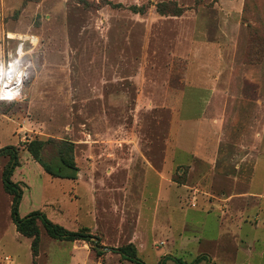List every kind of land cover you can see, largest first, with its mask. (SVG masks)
I'll list each match as a JSON object with an SVG mask.
<instances>
[{
	"label": "rangeland",
	"instance_id": "1",
	"mask_svg": "<svg viewBox=\"0 0 264 264\" xmlns=\"http://www.w3.org/2000/svg\"><path fill=\"white\" fill-rule=\"evenodd\" d=\"M84 1L0 0V65L17 59L19 38L36 39L21 92L0 96L19 216L38 211L71 231L99 220L101 251L132 242L146 264H264V0ZM34 139L74 143L77 179L46 173L27 151ZM43 156L56 160L58 146ZM9 161L0 264H33L3 187ZM38 224L36 264L77 252L79 264H132Z\"/></svg>",
	"mask_w": 264,
	"mask_h": 264
},
{
	"label": "trees",
	"instance_id": "2",
	"mask_svg": "<svg viewBox=\"0 0 264 264\" xmlns=\"http://www.w3.org/2000/svg\"><path fill=\"white\" fill-rule=\"evenodd\" d=\"M84 3L86 1L82 0ZM104 5H109L112 8H124L122 4H113L112 2H104ZM129 10L134 13H143V7L138 6H130ZM161 13L163 10H160ZM0 96L4 99H10L5 97L3 93ZM53 144L54 146H58V158L52 161H46L43 156L44 149ZM27 151L32 156L33 160L41 165L46 173L55 178L61 179H77L79 169L75 162L74 152H75V144L70 141H57V140H39L34 139L27 144ZM9 156L10 161L7 167L3 172V187L7 194L13 197L12 202V217L16 226L17 232L28 239L31 240V251L33 256V264H36L35 259L39 255V246H40V227L38 222H40L44 227L46 232L56 239L66 240V241H86L91 244L92 248H97L96 252L98 256L104 254L101 251V247L98 242L94 241L95 236L90 233V228L81 227L77 231L67 230L64 227L53 224L40 212L34 211L27 216L21 218L18 214V206L21 199V189L18 183L12 181V175L16 167L19 166V158H18V150L15 146H6L0 149V157ZM106 247H103V249ZM112 251L119 254L122 260H128L132 264H146L143 260L138 257V251L136 246L133 243H129L127 245L112 248ZM170 259L174 260L179 264H185L181 260L174 258L172 256H168ZM203 259V256L200 257ZM162 264H165V260H163Z\"/></svg>",
	"mask_w": 264,
	"mask_h": 264
},
{
	"label": "built area",
	"instance_id": "3",
	"mask_svg": "<svg viewBox=\"0 0 264 264\" xmlns=\"http://www.w3.org/2000/svg\"><path fill=\"white\" fill-rule=\"evenodd\" d=\"M8 37H9V39L11 38L10 35H8ZM18 40H19V46H18V49L15 52V55H16L17 59L15 61H10V62L8 61L7 62V66H5L6 67L5 73L1 74L2 78H4V81L8 80V78H10V77H14L15 78V80L12 81L13 82V87H12L13 95L10 96L11 97L10 99H15V97L17 96V95H15V91L17 89L21 90V88H18V87H15V86H16L17 83L20 82L19 79L21 80V78H23L22 77V73H23V76H24V69L21 68L20 61H21L22 56L24 54L25 43H26V41H29L30 44H34V42L36 41L35 37H33V36L27 37L25 40H23V38H19ZM10 58H12V55H10ZM13 69H15L14 75L12 73ZM18 71H20V72L18 73Z\"/></svg>",
	"mask_w": 264,
	"mask_h": 264
},
{
	"label": "bare ground",
	"instance_id": "4",
	"mask_svg": "<svg viewBox=\"0 0 264 264\" xmlns=\"http://www.w3.org/2000/svg\"><path fill=\"white\" fill-rule=\"evenodd\" d=\"M15 64V63H14ZM5 70H6V67H4V70H3V73H5ZM14 72H15V69H13L12 70V73H13V75H14ZM20 71H18V73H19ZM2 73V74H3ZM12 75V76H13ZM17 77V76H16ZM21 77V76H20ZM23 77V76H22ZM13 80H15V78L14 77H10V78H8V80H6V81H4V78H2V88H4V89H2L1 90V92L0 93H3L4 95H5V97H7V98H11L10 96H12L13 95V93H12V87H13ZM19 83H17L16 84V86L15 87H18V88H22V84L21 83H23V78H21V80L19 79ZM21 86V87H20ZM21 92V90H19V89H17L16 91H15V95H19V93Z\"/></svg>",
	"mask_w": 264,
	"mask_h": 264
},
{
	"label": "crops",
	"instance_id": "5",
	"mask_svg": "<svg viewBox=\"0 0 264 264\" xmlns=\"http://www.w3.org/2000/svg\"><path fill=\"white\" fill-rule=\"evenodd\" d=\"M3 70H4V65H3V63H1V65H0V72H1V74L3 73ZM2 77V76H1ZM0 92H1V90H0ZM1 94V93H0ZM257 164L255 163V166H256ZM66 180H70V179H66ZM259 196H262L261 194L259 195ZM100 225V221L99 220H95V221H93V225H91L90 226V228L92 227L93 229H96L98 226ZM16 227V226H15ZM75 242H77V241H75ZM132 243V242H131ZM111 250H112V248H110ZM78 254H79V252H77L76 254H75V258L74 259H77V260H75V261H72V263L71 264H79V259H78ZM261 255L262 254H260V258H261Z\"/></svg>",
	"mask_w": 264,
	"mask_h": 264
},
{
	"label": "water",
	"instance_id": "6",
	"mask_svg": "<svg viewBox=\"0 0 264 264\" xmlns=\"http://www.w3.org/2000/svg\"><path fill=\"white\" fill-rule=\"evenodd\" d=\"M94 241H95V242H98V238L95 237V238H94ZM102 250H103V251H106V250H107V251H112L110 248H107V247L104 248V249H102Z\"/></svg>",
	"mask_w": 264,
	"mask_h": 264
}]
</instances>
